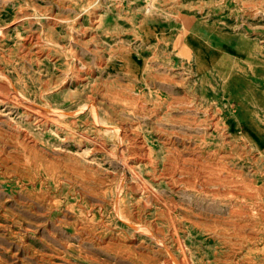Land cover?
<instances>
[{
	"label": "rangeland",
	"instance_id": "1",
	"mask_svg": "<svg viewBox=\"0 0 264 264\" xmlns=\"http://www.w3.org/2000/svg\"><path fill=\"white\" fill-rule=\"evenodd\" d=\"M0 264H264V0H0Z\"/></svg>",
	"mask_w": 264,
	"mask_h": 264
},
{
	"label": "bare ground",
	"instance_id": "2",
	"mask_svg": "<svg viewBox=\"0 0 264 264\" xmlns=\"http://www.w3.org/2000/svg\"><path fill=\"white\" fill-rule=\"evenodd\" d=\"M91 108H92V106H91ZM100 121H101V120H100ZM126 149H127V148H126ZM116 193H117V192H116ZM119 193H120V191H119ZM117 199H118V198H117ZM115 203H116V202H115ZM115 205H116V204H115ZM115 207H116V206H115ZM118 211H119V210H118ZM172 258H173V257H172ZM174 260H176V259L174 258ZM174 260H173V261H174ZM176 262H177V260H176Z\"/></svg>",
	"mask_w": 264,
	"mask_h": 264
}]
</instances>
